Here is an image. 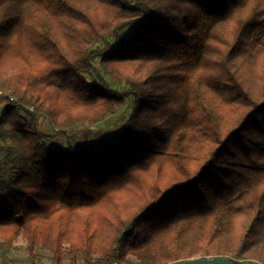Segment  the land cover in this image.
<instances>
[{"label":"trees","instance_id":"16d2710c","mask_svg":"<svg viewBox=\"0 0 264 264\" xmlns=\"http://www.w3.org/2000/svg\"><path fill=\"white\" fill-rule=\"evenodd\" d=\"M0 102L3 256L264 264V0H0Z\"/></svg>","mask_w":264,"mask_h":264},{"label":"rangeland","instance_id":"374dc122","mask_svg":"<svg viewBox=\"0 0 264 264\" xmlns=\"http://www.w3.org/2000/svg\"><path fill=\"white\" fill-rule=\"evenodd\" d=\"M126 33L125 35H128ZM93 65L99 70L97 61L93 62ZM87 81L90 85L99 86L98 81L92 74L85 75ZM105 81L110 85V88L121 91L125 88L124 85H116L112 83L108 78ZM5 102H0V112L5 108ZM130 111V101H127L125 106L112 116L107 117L103 121L93 124L88 127H83L85 130L78 128L76 131L69 132L74 144L83 146L84 148L95 147L98 144H103L112 141L118 135L127 114ZM1 114V113H0ZM38 130L43 133L50 134L55 129L53 125L44 116H39ZM82 128V127H81ZM51 146L56 150H62L65 146L62 138H56ZM182 204L177 202L173 204L170 208H177ZM186 205H191L188 199L184 202ZM2 240H0V264H28L27 253L25 251V243L18 238L11 246L10 250L3 256V251L1 247ZM37 260L40 264H50V253L48 251L37 248L36 249ZM64 264H68V257H65ZM78 264H82L79 262Z\"/></svg>","mask_w":264,"mask_h":264},{"label":"water","instance_id":"95a60500","mask_svg":"<svg viewBox=\"0 0 264 264\" xmlns=\"http://www.w3.org/2000/svg\"><path fill=\"white\" fill-rule=\"evenodd\" d=\"M177 264H236L231 261L228 257L224 256H213V257H196L188 260H184ZM245 264H259L256 262H249Z\"/></svg>","mask_w":264,"mask_h":264}]
</instances>
